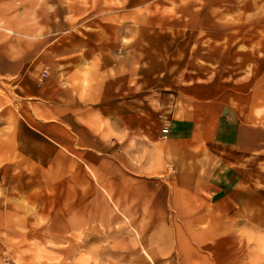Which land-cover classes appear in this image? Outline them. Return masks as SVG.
Listing matches in <instances>:
<instances>
[{
    "label": "crops",
    "instance_id": "crops-1",
    "mask_svg": "<svg viewBox=\"0 0 264 264\" xmlns=\"http://www.w3.org/2000/svg\"><path fill=\"white\" fill-rule=\"evenodd\" d=\"M56 1L23 0L21 11L0 0V189L23 198L45 172L81 167L100 183L119 174L159 185L164 210L180 216L221 224L254 209L264 182L257 101L250 95L240 112L220 83L190 82L171 60L145 58V40L123 23L104 38L66 31L65 0Z\"/></svg>",
    "mask_w": 264,
    "mask_h": 264
},
{
    "label": "rangeland",
    "instance_id": "rangeland-1",
    "mask_svg": "<svg viewBox=\"0 0 264 264\" xmlns=\"http://www.w3.org/2000/svg\"><path fill=\"white\" fill-rule=\"evenodd\" d=\"M56 2L50 0L51 8ZM64 3L66 31L91 33V27L104 38L108 26L123 23L130 37L145 40V58L171 60L190 82L220 83L240 112L251 95L258 103L254 118L264 121V0ZM18 5L21 11L26 7L23 0ZM116 175L113 182L100 183L86 168L62 174L54 169L23 198L0 189V264H264L263 181L257 199L248 201L254 209L223 217L220 224L218 215L186 217L174 208L164 210L159 185ZM172 175L167 167L165 177ZM195 203L213 208L205 200Z\"/></svg>",
    "mask_w": 264,
    "mask_h": 264
},
{
    "label": "built area",
    "instance_id": "built-area-1",
    "mask_svg": "<svg viewBox=\"0 0 264 264\" xmlns=\"http://www.w3.org/2000/svg\"><path fill=\"white\" fill-rule=\"evenodd\" d=\"M47 76V74L46 73H43V78H45ZM161 133L163 134V135H166L167 134V129H163L162 131H161Z\"/></svg>",
    "mask_w": 264,
    "mask_h": 264
}]
</instances>
